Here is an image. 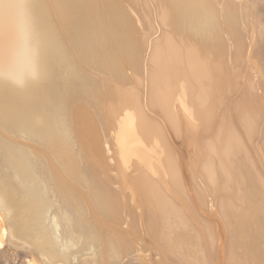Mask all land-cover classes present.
I'll return each mask as SVG.
<instances>
[{"label":"bare ground","instance_id":"1","mask_svg":"<svg viewBox=\"0 0 264 264\" xmlns=\"http://www.w3.org/2000/svg\"><path fill=\"white\" fill-rule=\"evenodd\" d=\"M11 250L264 264V0H0Z\"/></svg>","mask_w":264,"mask_h":264},{"label":"rangeland","instance_id":"2","mask_svg":"<svg viewBox=\"0 0 264 264\" xmlns=\"http://www.w3.org/2000/svg\"><path fill=\"white\" fill-rule=\"evenodd\" d=\"M14 250H11L10 251V256H9V258H8V260L7 261H4V259L2 260V258L0 257V264H23V263H21V262H23L24 261V259H23V257L26 255V254H24V253H20V250L18 251L19 252V254H17L18 252L15 250L14 252L16 253H14L13 252ZM13 254H15V256L13 257ZM23 259V260H22ZM22 260V261H21Z\"/></svg>","mask_w":264,"mask_h":264}]
</instances>
